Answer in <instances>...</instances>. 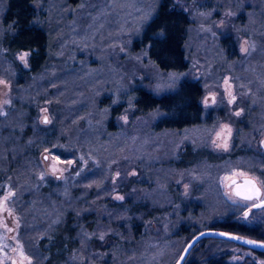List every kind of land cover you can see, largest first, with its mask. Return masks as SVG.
Instances as JSON below:
<instances>
[{
	"label": "rangeland",
	"instance_id": "1",
	"mask_svg": "<svg viewBox=\"0 0 264 264\" xmlns=\"http://www.w3.org/2000/svg\"><path fill=\"white\" fill-rule=\"evenodd\" d=\"M161 1L34 3L37 23L47 27L51 34V59L46 74L36 84H42L47 77L54 93L49 96V89H44L33 95L38 106L37 122L43 128H52L70 120L74 127L66 132L67 142L63 145L42 150L40 177L53 176L66 181L90 163L98 165L104 161L106 176L101 187L109 189L107 199L113 204L137 200L140 193L151 192L152 188L154 192L158 188V197L163 200L161 187L170 184L177 194L176 201L165 200V208L154 212L153 221L141 226L134 240L122 237L117 264H175L187 244L179 234L184 219L190 220L193 231L198 232L209 229L215 218H224L215 203L218 192L231 203L229 212L239 213L249 224L245 213L250 203L232 193L225 177L243 172L259 183L262 179L239 167L243 159L239 157L220 160L222 164L216 163L210 173L206 172V165L205 170L198 172L192 167L165 170L166 165L157 161L174 160L185 145L204 148L214 156L229 154L240 147L237 137L242 144L264 153V0H168L174 8L184 10L190 20L184 47L188 70L184 73L165 72L153 63L146 48H134L135 40ZM3 8L6 1L0 0V41L5 31L1 24ZM24 52L28 51L16 53V58L28 69L30 52L27 66L19 59ZM184 78L202 85L201 105L205 110L202 124L177 132L156 131L154 125L160 115L155 111L146 115L137 112L134 103L137 90L145 88L159 96L175 90ZM0 81L4 82L0 83V114H3L11 107L14 93L6 78L0 77ZM225 125L231 129L230 135L226 130L223 132L227 150L216 146L222 143L217 133ZM70 142L73 145L66 148ZM55 149L67 153L74 150L75 155L68 159L56 157L52 155ZM236 178L241 181L243 177ZM12 196L10 190L0 196V264H32L20 240L21 222L12 207ZM188 199L198 205L194 203L191 209L187 208L183 204ZM258 222L254 224L259 226ZM211 248L214 249L210 252ZM206 251L209 255L202 258ZM188 256L204 264L207 261L264 264V258L228 241L216 244L200 241Z\"/></svg>",
	"mask_w": 264,
	"mask_h": 264
},
{
	"label": "trees",
	"instance_id": "2",
	"mask_svg": "<svg viewBox=\"0 0 264 264\" xmlns=\"http://www.w3.org/2000/svg\"><path fill=\"white\" fill-rule=\"evenodd\" d=\"M5 1L6 8L1 13L5 31L0 41V77L11 83L14 99L8 111L0 114V196L6 190L13 192L11 204L21 222L20 240L32 264H117L122 237L134 240L139 228L153 221L154 212L165 208L166 199L177 200L173 184L161 187L163 200L158 197V188L155 192L152 188L151 192L140 193L137 200L133 198L117 205L107 199L109 189L101 187L106 176L104 161L98 165L90 163L66 181L53 176L40 177L42 150L63 145L67 142L66 132L74 127L70 120L63 121L59 127L39 126L38 106L33 95L44 89H49V96L54 95L47 77L41 82L43 86L36 84L37 79L46 74L51 59V34L47 27L40 26L36 21L34 3L37 0ZM189 25L190 20L184 10L174 8L168 0H162L141 36L135 40L134 48H146L159 69L184 73L188 70L184 47ZM21 51L30 52L28 69L16 58V53ZM24 92L25 95L21 96ZM202 95L203 88L198 81L184 78L175 90L159 96L139 88L134 103L138 113H159L160 117L154 125L156 131L177 132L202 124L205 114L201 105ZM24 96L26 98L23 99ZM115 111L113 109L112 113ZM108 127L112 128L110 123ZM236 143H240L238 150L221 156H214L204 148L185 145L174 160L162 158L157 162L165 164V170L192 167L197 172L206 165V172L210 173L208 171L214 169L216 163L222 164L220 160L228 158L232 161L239 157L243 158L239 167L264 177L263 154L246 143L242 144L238 137ZM72 145L70 142L66 148ZM69 151L55 149L52 155L68 159L75 155L74 150ZM217 195L218 213H223L224 218H215L209 229L264 241V231L251 229L239 213L231 214V203L221 192ZM194 203L198 205L188 199L183 205L191 209ZM183 222L182 226L179 225V234L188 243L200 231H193L190 220L184 219ZM185 224H189L188 227ZM224 241L206 238L201 243ZM199 250H202L201 246ZM210 252L206 251L202 258ZM252 252L264 258V253Z\"/></svg>",
	"mask_w": 264,
	"mask_h": 264
},
{
	"label": "snow or ice",
	"instance_id": "3",
	"mask_svg": "<svg viewBox=\"0 0 264 264\" xmlns=\"http://www.w3.org/2000/svg\"><path fill=\"white\" fill-rule=\"evenodd\" d=\"M29 53L28 52H24L19 56V59L24 62L25 66H27V57H28ZM0 83H4L3 81H0ZM233 100L235 99V97L232 98ZM231 103V101H229ZM206 103V101H205ZM237 116L240 115V112H236L235 113ZM44 122L47 123L48 119L47 117L44 118ZM227 131V133L230 135L231 134V129L225 125L224 129H222V131L220 133H217V137L218 138H222V143L217 144V147H222L224 150L228 149V143H227V139L226 137H223V132ZM215 143V141H214ZM47 151V150H46ZM45 159H47V156L45 157ZM69 163H72L71 161H69ZM53 170L55 171V166L53 165ZM240 176V177H244L243 179V183H237L236 177ZM43 178V177H42ZM226 181H229L230 183L227 185L228 187H234V195L236 197L241 198L242 200L245 201H256L259 200V203H252L249 207V211L252 208H264V199H261V196L264 195L261 192V189L258 188L256 186V183L252 180L247 178L246 174L243 172H237V173H233L231 176L225 177ZM7 199V198H5ZM118 199H123V197H118ZM235 203V201H234ZM248 213H245V216H247ZM221 235H225L223 233H221ZM103 237H101L102 239ZM232 238H237V237H232ZM247 243H254L253 241H247ZM183 259V258H181Z\"/></svg>",
	"mask_w": 264,
	"mask_h": 264
},
{
	"label": "water",
	"instance_id": "4",
	"mask_svg": "<svg viewBox=\"0 0 264 264\" xmlns=\"http://www.w3.org/2000/svg\"><path fill=\"white\" fill-rule=\"evenodd\" d=\"M45 157H46V155L44 156V158ZM247 178L252 179L256 183V186L258 188H260V186L258 185V182L255 178H253L251 176H247ZM243 179H244V177L241 179V181H239L236 178L237 183H243ZM234 187L235 186H232V193L233 194H234ZM221 233H223L225 235H221ZM232 237H237V238H232ZM206 238L225 240V241L234 243L238 246L247 248L249 250L264 253V241L253 239V238L246 237V236H242L239 234H234V233L227 232V231L220 230V229L210 228V229L202 230V231L198 232L195 236H193V238L184 247L183 251L181 252V254H180V256H179V258L175 264H183L185 262V260L187 259L191 250L201 240L206 239ZM247 241H253L254 243H247ZM181 258H183V259H181Z\"/></svg>",
	"mask_w": 264,
	"mask_h": 264
},
{
	"label": "flooded vegetation",
	"instance_id": "5",
	"mask_svg": "<svg viewBox=\"0 0 264 264\" xmlns=\"http://www.w3.org/2000/svg\"><path fill=\"white\" fill-rule=\"evenodd\" d=\"M263 156H264V153H263ZM260 180H261V183H259L258 181L257 182H258V185L260 186L262 194H264V177H262V179H260ZM261 199H264V195L261 196ZM247 202H249L251 205L252 203H259L260 201L256 200V201H247ZM250 205H248V206H250ZM263 209L264 208H252L249 211V207H247L246 212L248 213V215L246 217H247V219H250V222L248 225L251 229L264 231V211L263 212L260 211ZM256 221H259L258 222L259 226H256V224H254ZM183 264H204V263L200 262L197 258H193L191 256L190 257L188 256ZM207 264H225V263L220 261L219 263L218 262H211V263H207Z\"/></svg>",
	"mask_w": 264,
	"mask_h": 264
}]
</instances>
